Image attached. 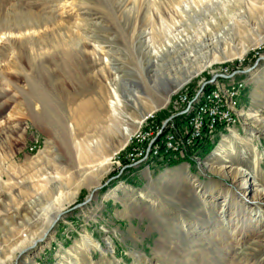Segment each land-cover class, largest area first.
I'll return each instance as SVG.
<instances>
[{
    "label": "rangeland",
    "instance_id": "1",
    "mask_svg": "<svg viewBox=\"0 0 264 264\" xmlns=\"http://www.w3.org/2000/svg\"><path fill=\"white\" fill-rule=\"evenodd\" d=\"M170 2L0 0V37L8 28L33 26L37 30L34 36L0 41V240L13 228L8 215L12 212H2L5 204H12L9 195L15 191L29 193L26 186L40 185L46 172H59L62 177L55 198L79 185L75 198L65 204L39 250L25 255L21 262L76 264L68 258V251L80 245L85 234L93 236L94 232L103 247L107 246L106 240L111 242L113 253L107 260L100 251L91 250L78 256L79 264H264V222L256 226L240 203L229 207L230 228H220L216 234L219 218L210 196H219L227 188L238 193L239 185L209 168L210 164L217 169L240 167L264 187L260 170L261 164L264 167V130L254 126L246 115L254 110L264 117V60L255 66L260 58L264 59V42L256 44L264 40V6L247 10L239 29L226 30L229 44H222L220 49L239 51L248 46L244 56L216 61L183 83L182 79L196 67L193 61H180L170 55L153 64L139 54L137 45L140 34L161 25L155 11L166 9ZM168 22L172 25L171 19ZM98 45L103 53H94ZM106 60L117 69L122 83L137 100L130 98L126 102L117 128L95 118L93 103L101 96V85L105 87L104 112L109 114V81L103 79L100 70ZM112 73L111 70L108 75ZM221 75L245 80L233 83L225 91L220 88L228 102H232L235 89L237 93L243 90L239 107L237 102L229 104L234 118L240 119L238 123L209 134L201 141L202 145L208 142L200 150L192 148L185 153L152 158L151 178H143L140 183L132 181L131 164L125 157L126 151L134 150L137 131L148 129L152 122L163 124L164 133L173 123L179 125L192 101L215 88L220 77L209 83ZM240 83L243 88L236 86ZM167 88L170 95L164 94ZM165 97L169 101L162 105ZM84 101L90 104L82 110L86 120L79 122L77 108ZM150 115L153 119L147 120ZM71 126L75 127L74 132H70ZM124 128L129 129V136L124 134ZM83 132L89 140L102 142L105 155L112 157L110 164L97 171L84 161L78 168L73 161L75 142L82 148ZM232 133L243 140L242 144L232 140L235 154L228 153V148L227 158L219 161L216 156L220 145ZM253 133L257 137L252 138ZM180 171L185 173L184 184L179 185L172 178L162 181L167 174ZM136 184L138 188H133ZM117 190L121 197L129 199L128 203L113 207L121 220L118 228L124 233L120 241H126L125 245L120 242L124 250L120 255L117 251L115 254L108 233L109 225L115 227L114 220L107 221L109 217L103 213L109 197ZM223 199L220 195L217 202ZM15 200L19 204L20 200ZM259 203L264 205V199ZM28 213L31 223L36 222L35 212L28 209Z\"/></svg>",
    "mask_w": 264,
    "mask_h": 264
},
{
    "label": "bare ground",
    "instance_id": "2",
    "mask_svg": "<svg viewBox=\"0 0 264 264\" xmlns=\"http://www.w3.org/2000/svg\"><path fill=\"white\" fill-rule=\"evenodd\" d=\"M261 1L264 0H171L170 5L166 6V9H156L155 11L156 17L160 20L159 24L161 23V25L157 28V25L152 26L151 30L140 34V37H138L137 45L139 46V54L150 60L153 64L157 63L159 58H168L170 55L177 56V59L179 58L180 61H193L192 63H195L196 67L188 72L186 78L182 79V82L186 83L216 61L231 59L234 56L242 57L246 54L249 49L248 46L243 47L239 51L221 50L220 46L224 43L229 44L226 30L239 29V27H241L239 25L242 24L243 19H246L247 15L244 16L245 12L247 10L252 11L259 4L264 6V2ZM155 3L153 2L152 5L154 4L155 6ZM167 19L172 20V25ZM245 23L246 22H244V25L247 24ZM36 32L37 30L33 26L20 27L18 30H11L8 28L7 33H1L2 36L0 37V41H4L5 39L6 42H11L13 38L21 39L29 35L34 36ZM262 42H264L263 39L259 40L256 44ZM97 49L94 50V53H96V51H98V53H103V49L99 45ZM100 70L103 79L109 81L108 85L110 87V92H108L107 95V99L108 96L110 97L108 103L109 114H105L104 112V100H106L105 87L101 85L99 87L101 96L93 103L96 111L95 118L98 122L104 119L109 127L117 128L123 119V114L126 110V102H129L130 98H133L134 101L137 100L135 96L132 95V92L129 91L128 86L122 83L117 69L111 67L109 60H106V64H104ZM111 70L113 71V75H108ZM110 76H112V78H110ZM263 77L264 73L262 75V78ZM236 86L238 88H243L244 84L240 83ZM170 93V89L167 88L164 94L170 95ZM213 97L215 100H218V102H228V98L226 99L224 97V93L220 88L210 89L203 96H199L198 99H200V101L193 110L191 118L183 123L185 125L183 133L179 132L182 133V140H189V133H185L188 131V123H198L200 116L207 112V103L212 100ZM168 101L169 97H165L161 100V103L165 105ZM88 104H90V101H84L78 106L77 111H79V113L77 112V115L79 116V122L86 120L84 118L85 112L82 110L85 109ZM232 112L233 107L228 105L226 120L234 119ZM246 115L247 119L250 120L254 126L258 127L260 130H264V117H261L259 113L254 110ZM150 119H153V115H150L147 120ZM233 124L235 123H226V127H222V117H215L210 134L221 129H228ZM149 126L148 129H139V131H137L136 135H134V143H132L134 144V150L126 151L125 158L131 165L143 161H150L152 158H160L161 155L162 157H168V155L171 154H178L181 150L170 149V142L172 140H177V133L170 130L164 133V125L157 124L156 122H152V125L149 124ZM82 127L83 126L80 125L79 128ZM69 129L70 132H74L75 127L71 126ZM123 131L127 136L131 134L128 128H124ZM83 133L84 137L81 140L83 145L82 148H79L75 142L76 156L73 161L79 166L78 168L82 166L81 164L84 161H86L87 165L91 164V167H95L97 171L100 170L102 166L110 164L112 157L105 155L102 142L97 139L89 140L86 133ZM205 137L207 136H202L200 142L204 140ZM255 137H257V135L253 133L252 138ZM232 140L238 141L240 145L243 141L235 133H232V137L225 138L220 145V150L217 152L216 157L219 161H224L227 158L225 153L228 148V153L231 155L235 154ZM195 146L196 145L193 146L192 142H185L184 144V147L188 148ZM225 147L227 148L225 149ZM144 155H147V157L145 160H142ZM210 165L209 168L211 170H215L225 177L232 178L239 185L238 193L232 188H227L223 190V192L221 191L220 195L224 198L221 202H217L220 195L216 196L214 194L210 196L213 210L219 218L217 222L220 227H216V234L220 231V228L225 226L230 228V222L228 220L229 207L235 203L234 206H238L237 204L240 203L241 209L247 210L248 214L253 218V221H251L255 223L256 226H261L264 222V205L260 204L259 201L264 199V187L256 182L255 177L251 173L246 172L240 167L236 170L229 166H222L217 169L212 168V164ZM82 170L85 169L83 168ZM86 177L89 176H85L84 178L87 179ZM171 178L179 185L184 184L185 173L180 171L176 174H167L162 181ZM61 181L62 177L59 172H46L41 178L40 185L26 186V190L29 193L24 194L23 191H15L16 193H12L13 195L11 194L8 196L12 204H5L2 212H12L8 215L12 217L11 220L13 221L11 225H13V228L10 229L4 238L1 237L0 264H12L14 261H17L18 264H26L27 261L21 262V259L25 255L31 254L34 250H39L38 246L49 236L50 229L62 215L65 204L72 202L79 188V185H77L75 190L69 189L67 192H61L55 198V194L60 189ZM141 198H144V194L141 195ZM15 199L20 200V202L18 201L19 204H16ZM8 207H10V211L7 209ZM36 208L38 210H36ZM28 209H32L35 212L33 214L38 216L37 221L33 222L35 225L31 223V220L27 217V215H29ZM2 220L4 222V219ZM19 222H24V225ZM232 236L234 235L232 234ZM106 245L108 247H103L94 236L85 234L81 244L76 246L74 250L68 251V258H71V262L79 264L80 259L78 256L80 254H87L90 253L91 250H98L103 259L108 260L110 258L109 254L113 253V247L108 240H106Z\"/></svg>",
    "mask_w": 264,
    "mask_h": 264
},
{
    "label": "crops",
    "instance_id": "3",
    "mask_svg": "<svg viewBox=\"0 0 264 264\" xmlns=\"http://www.w3.org/2000/svg\"><path fill=\"white\" fill-rule=\"evenodd\" d=\"M219 77H220V79H218L216 81V84H217L216 87L221 88L223 91L229 89L230 86L233 83H237V82H240V81H244L245 82V80H240V81L237 80L236 81V77H234V76L233 77H228V76H225V75L224 76L221 75ZM223 78H226V79H223ZM211 89H213V88H211ZM242 93H243V90L238 91V93H237V107H239V99L241 98V94ZM190 100L192 101V99H190ZM197 101H198V98H196L194 101H192L191 104H192L193 107L196 106ZM186 106L188 108L189 104H187ZM186 110L183 112L184 118H183V120H181L179 122L180 124L178 125V124H174L173 123L171 126H169L167 128L168 130H170V131H179V132H182L183 133L184 126H185L183 123L186 122V120L188 119V116H189V112H187ZM221 130L223 131L224 129H221ZM206 142H208V141H206ZM206 142L204 143V145H202L199 148V150L202 149V148H204ZM156 160L159 161V162H161V163H163V161H161V160H158V159H156ZM152 161L153 160L143 161V162H140V163L131 165V173L132 174L130 175V177H132V181H135L136 183H140V181L143 178H147V177L151 178L152 171H151V165H150V163ZM115 163H117V161ZM262 169L264 170V167L261 164L260 165V170L263 172V173H261V175H262V177H264V171ZM133 188H138V185L137 184L136 185H133ZM118 192H119V190L115 191V193H112V195L109 197V199H108V202L109 203L107 205V209L103 213H104L105 216L109 217V218L106 219L107 221L111 222L112 220H114L113 226H115V227H112V226H110L108 224L109 225L108 227L111 229V230L108 229L109 230L108 233L110 234L111 239L113 240L112 243H113V246L115 248V254H116V251H117V255H120L124 251L123 250V246H121V243H120V242H122V241H120L121 236H123L124 233H122L123 231L120 228H118V226H121V222H120L121 220H119L118 219V216H116V214H115L116 213L115 212L116 209L115 208L113 209V207H116L117 205L122 206L125 202L128 203L129 202V199L127 198L128 196L121 197ZM115 221L116 222H120L119 225L115 224ZM93 236H95V233L94 232H93ZM122 244L125 245L126 244V241L122 242ZM115 258H116V256H115ZM114 262H116V261L115 260H112V263H114Z\"/></svg>",
    "mask_w": 264,
    "mask_h": 264
},
{
    "label": "built area",
    "instance_id": "4",
    "mask_svg": "<svg viewBox=\"0 0 264 264\" xmlns=\"http://www.w3.org/2000/svg\"><path fill=\"white\" fill-rule=\"evenodd\" d=\"M237 102V89H235V96L232 98V102H218L214 97L207 103V112L200 116V120L197 124L188 123L189 140H182V133H177V140L170 142V149H184L185 142H192L193 146L199 144L202 136H209L212 130V124L215 117H222V127H226V123H238L240 119L234 118L233 120H226V112L229 104H236ZM146 141V138H145ZM144 141V142H145ZM147 155H144L142 160H145Z\"/></svg>",
    "mask_w": 264,
    "mask_h": 264
},
{
    "label": "trees",
    "instance_id": "5",
    "mask_svg": "<svg viewBox=\"0 0 264 264\" xmlns=\"http://www.w3.org/2000/svg\"><path fill=\"white\" fill-rule=\"evenodd\" d=\"M199 101H200V100L197 101L196 106L198 105ZM196 106H195V107H196ZM195 107H191L190 110L187 111V112H189V116H188V119L186 120V122L191 118V116H192V114H193V110L195 109ZM183 117H184V116H183ZM181 118H182V117H177L176 119H181ZM202 142H203V140H202ZM201 146H202V144H201V142H200L199 144H197V145L195 146L196 148H195V147H192V148H194V149H192V148H188V147H184V149H181L179 153H181V152H184V153H185L186 150H191V149H192V150H195V149H199ZM179 153H178V154H179Z\"/></svg>",
    "mask_w": 264,
    "mask_h": 264
},
{
    "label": "water",
    "instance_id": "6",
    "mask_svg": "<svg viewBox=\"0 0 264 264\" xmlns=\"http://www.w3.org/2000/svg\"><path fill=\"white\" fill-rule=\"evenodd\" d=\"M264 59H259L257 62H256V65L255 66H257L261 61H263ZM219 77H215L209 84H211V83H214L217 79H218Z\"/></svg>",
    "mask_w": 264,
    "mask_h": 264
}]
</instances>
